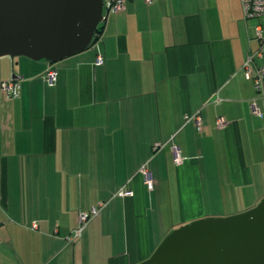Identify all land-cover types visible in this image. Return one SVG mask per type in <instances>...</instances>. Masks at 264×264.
<instances>
[{
	"label": "crops",
	"instance_id": "1",
	"mask_svg": "<svg viewBox=\"0 0 264 264\" xmlns=\"http://www.w3.org/2000/svg\"><path fill=\"white\" fill-rule=\"evenodd\" d=\"M250 20L241 0H124L95 44L52 63L53 85L50 62L0 57V264H139L174 228L256 205L264 94L243 68L259 47Z\"/></svg>",
	"mask_w": 264,
	"mask_h": 264
},
{
	"label": "water",
	"instance_id": "2",
	"mask_svg": "<svg viewBox=\"0 0 264 264\" xmlns=\"http://www.w3.org/2000/svg\"><path fill=\"white\" fill-rule=\"evenodd\" d=\"M105 6L106 0H0V57L55 63L84 51ZM139 264H264V197L245 211L174 228Z\"/></svg>",
	"mask_w": 264,
	"mask_h": 264
},
{
	"label": "built area",
	"instance_id": "3",
	"mask_svg": "<svg viewBox=\"0 0 264 264\" xmlns=\"http://www.w3.org/2000/svg\"><path fill=\"white\" fill-rule=\"evenodd\" d=\"M151 1V0H147ZM246 18L260 17L264 16V0H242ZM124 0H111L105 6V17L109 12H117L123 9ZM105 19V18H104ZM257 37L259 39V47L256 51L250 52L246 58V61L243 65V68L246 72L248 78L254 80L255 88L257 92L264 94V64L257 65V60L264 59V28L262 25L256 27ZM105 62V56L102 53H99L97 56V64H103ZM57 70L53 67H49L45 75V79L53 85L57 79ZM16 79H11L9 81H3L1 83L2 90L4 92H13L16 87ZM219 99L216 98L215 102ZM254 113L261 115L258 105L253 104ZM198 123H200V118L197 117ZM218 126L225 128L227 122L223 118H218ZM182 158L177 157L176 162L181 163ZM142 172L146 176V182L150 188L153 187V182L151 179L150 172L147 168L143 167ZM132 191L121 190L120 195H131ZM98 207H94L90 212H80L79 215V227L75 229L70 235L66 237L67 241L72 242L82 235L84 228L87 224L98 214Z\"/></svg>",
	"mask_w": 264,
	"mask_h": 264
},
{
	"label": "rangeland",
	"instance_id": "4",
	"mask_svg": "<svg viewBox=\"0 0 264 264\" xmlns=\"http://www.w3.org/2000/svg\"><path fill=\"white\" fill-rule=\"evenodd\" d=\"M241 2H242V0H241ZM242 4H243V2H242ZM252 23V31H253V33L255 34V28L258 26V25H262L263 27H264V16H260V17H253V18H251V20H250ZM259 61H260V63H262V64H264V59H259ZM228 213H232V215L234 214V212L233 211H230V212H228ZM229 215H231V214H228L227 216H229ZM79 225H80V223H79ZM79 238V237H78ZM46 257H48L49 256V253L48 254H46L45 255ZM51 256V255H50ZM40 258L42 259V256L40 255Z\"/></svg>",
	"mask_w": 264,
	"mask_h": 264
},
{
	"label": "trees",
	"instance_id": "5",
	"mask_svg": "<svg viewBox=\"0 0 264 264\" xmlns=\"http://www.w3.org/2000/svg\"><path fill=\"white\" fill-rule=\"evenodd\" d=\"M105 20V19H104ZM104 20L100 23L99 27H98V30H97V33H96V37L94 39V42L92 43L95 44L101 37L102 33H103V24H104ZM49 67H53L52 63L50 62V65L48 66ZM47 68V70H48ZM54 68V67H53ZM47 70H46V73H47ZM46 75V74H45ZM47 81V80H46ZM17 82V81H16ZM49 83V82H48ZM55 83V82H54ZM14 92V91H13ZM13 92H5L6 94H12Z\"/></svg>",
	"mask_w": 264,
	"mask_h": 264
}]
</instances>
